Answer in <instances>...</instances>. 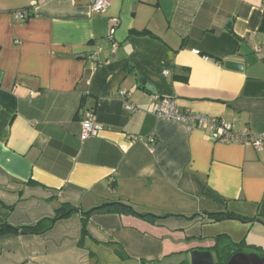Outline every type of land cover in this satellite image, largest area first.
<instances>
[{"label":"crops","instance_id":"obj_1","mask_svg":"<svg viewBox=\"0 0 264 264\" xmlns=\"http://www.w3.org/2000/svg\"><path fill=\"white\" fill-rule=\"evenodd\" d=\"M255 45L264 0H110L102 14L90 0H0V223L31 226L62 204L80 211L41 234L0 235V264H190L194 249L219 252L221 234L264 248V146L214 142L159 118L153 100L263 134ZM80 108L100 127L86 139ZM119 201L156 221L97 209L82 235L83 212Z\"/></svg>","mask_w":264,"mask_h":264},{"label":"built area","instance_id":"obj_2","mask_svg":"<svg viewBox=\"0 0 264 264\" xmlns=\"http://www.w3.org/2000/svg\"><path fill=\"white\" fill-rule=\"evenodd\" d=\"M74 2L75 0H71ZM37 3L33 2L28 7L20 9L15 12V17L24 21L31 17L32 10ZM90 6L95 13H105L109 6L110 0H90ZM120 24L118 18L110 19V30L108 34V40L112 43L113 48H117V42L115 39V34L117 27ZM253 51L260 56H264V45H255ZM205 59H208L205 57ZM169 72L165 71L164 74L167 75ZM126 93L121 92V97H125ZM153 100L157 103L156 114L159 118L175 120L183 123L188 129L199 128L208 132L209 138L214 142H222L227 144H242L251 145L257 150H261L264 146V133L256 135L252 133L249 129H244L241 132H234L233 125L231 122L226 120L214 119L204 114L200 113H182L179 109V105L175 99L170 97H162L158 94H153ZM126 107L129 110H136L133 104L127 102ZM78 116L82 124V137L83 139L89 138L100 130L97 124L94 114L84 108H80L78 111ZM132 141H135L136 137H130Z\"/></svg>","mask_w":264,"mask_h":264},{"label":"trees","instance_id":"obj_3","mask_svg":"<svg viewBox=\"0 0 264 264\" xmlns=\"http://www.w3.org/2000/svg\"><path fill=\"white\" fill-rule=\"evenodd\" d=\"M99 211L109 212V211H116L119 213H126V214H133L138 217L143 218L146 221L149 222H155L156 219L154 217H151L150 214L145 215L146 212H140L137 211V209L131 205L130 203L126 201H119L115 203V206L105 208ZM75 212H80L78 208L73 207L71 205L62 204L58 209L55 217L51 219H44L40 221L39 223H36L31 226H23V227H14L11 224L5 222L0 223V235L9 233V232H15V231H21L23 233H30V234H41L46 232L47 230L51 229L53 224L63 218H67L70 215H72ZM92 212H97L92 211ZM92 212H86L82 215V235L87 234V223L90 218V215ZM210 220H220L224 217L227 218H239L240 217H230L229 215H226V213H207L206 214ZM246 246L243 243H234L226 234H221L216 237V247L219 252L213 253L217 256V258L220 261V264H227L229 258L238 251H242L241 247ZM255 251H258L257 253L264 256V248L256 247ZM181 264H188V263H181Z\"/></svg>","mask_w":264,"mask_h":264},{"label":"water","instance_id":"obj_4","mask_svg":"<svg viewBox=\"0 0 264 264\" xmlns=\"http://www.w3.org/2000/svg\"><path fill=\"white\" fill-rule=\"evenodd\" d=\"M226 67L234 70H242L243 65L236 61H227ZM116 202L103 203L97 209H103L115 205ZM92 212V211H88ZM86 212H83V214ZM238 219V218H236ZM241 220V219H239ZM264 224L263 221L257 220ZM190 264H220L219 259L212 251H201L194 249L189 253ZM227 264H264V256L258 253L235 252L228 260Z\"/></svg>","mask_w":264,"mask_h":264},{"label":"rangeland","instance_id":"obj_5","mask_svg":"<svg viewBox=\"0 0 264 264\" xmlns=\"http://www.w3.org/2000/svg\"><path fill=\"white\" fill-rule=\"evenodd\" d=\"M241 249L243 250V251H238V252H250V251H253V250H255V248H250L249 246H243V247H241ZM245 250V251H244ZM251 253H253V252H251Z\"/></svg>","mask_w":264,"mask_h":264}]
</instances>
